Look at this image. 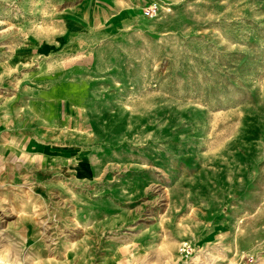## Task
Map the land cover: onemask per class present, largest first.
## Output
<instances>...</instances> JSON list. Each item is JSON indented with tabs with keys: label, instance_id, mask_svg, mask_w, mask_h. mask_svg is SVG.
I'll return each instance as SVG.
<instances>
[{
	"label": "rangeland",
	"instance_id": "374dc122",
	"mask_svg": "<svg viewBox=\"0 0 264 264\" xmlns=\"http://www.w3.org/2000/svg\"><path fill=\"white\" fill-rule=\"evenodd\" d=\"M0 264H264V0H0Z\"/></svg>",
	"mask_w": 264,
	"mask_h": 264
},
{
	"label": "built area",
	"instance_id": "2783aa9c",
	"mask_svg": "<svg viewBox=\"0 0 264 264\" xmlns=\"http://www.w3.org/2000/svg\"><path fill=\"white\" fill-rule=\"evenodd\" d=\"M157 12H158L157 5H154V6H152V7L149 9L148 14H149L150 16H153V15H156Z\"/></svg>",
	"mask_w": 264,
	"mask_h": 264
}]
</instances>
